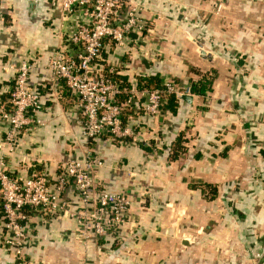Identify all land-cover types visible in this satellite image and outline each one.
<instances>
[{
  "label": "crops",
  "instance_id": "crops-1",
  "mask_svg": "<svg viewBox=\"0 0 264 264\" xmlns=\"http://www.w3.org/2000/svg\"><path fill=\"white\" fill-rule=\"evenodd\" d=\"M134 2L150 31L108 51L120 80L144 91L137 76L159 72L163 82L185 89L214 70L209 100L185 94L175 113L165 107L154 116L139 114L144 99L136 98L126 124L133 135L94 141L105 163L97 181L125 190L132 201L129 222L116 234L85 240L68 212L37 217L23 263L5 244L0 205V264H264V0H224L219 12V0ZM87 21L81 12L64 18L58 0H0V110L16 74L5 67L29 61V86L41 90L45 122L22 131L9 152L8 123L0 117V158L15 175L41 168L55 177L59 164L89 147L77 96L54 83L49 68L77 24ZM179 133L183 150L170 159ZM206 184L218 188L213 199L193 187ZM63 199L71 210L79 207L73 186Z\"/></svg>",
  "mask_w": 264,
  "mask_h": 264
},
{
  "label": "built area",
  "instance_id": "built-area-1",
  "mask_svg": "<svg viewBox=\"0 0 264 264\" xmlns=\"http://www.w3.org/2000/svg\"><path fill=\"white\" fill-rule=\"evenodd\" d=\"M58 3L64 18L81 12L88 19L77 24L63 45L65 49H60L50 60L49 68L53 82L67 87L77 96L83 135L89 141L103 135L120 140L131 137L133 131L123 124L122 115L124 106L136 108V98L144 99V112L159 116L169 101V94L177 97L193 95L188 87L179 88L175 80L144 91L126 89L116 78L120 70L108 61L104 67L103 53L110 42L124 44L134 33L150 31L147 20L141 16V7L134 0H58ZM223 7L224 0H219L217 12ZM72 47L75 48L74 55L69 52ZM5 68L16 71L8 106L0 110V117L8 123L5 143L9 152H13L22 131L45 122L39 115L43 109L41 90L29 86L32 63L23 61L17 67ZM123 94L126 99L120 101ZM104 165L93 146L87 148L84 156L59 164L55 177L38 168L25 177L15 175L9 172L7 160L0 158V205L8 232L5 244L15 248L18 261L29 262L24 248L34 218L68 212L77 217L85 240L92 234L104 237L116 233L129 222L132 201L128 193L105 189L97 181V171ZM69 186L77 193L79 207L75 210H71L68 201L63 199Z\"/></svg>",
  "mask_w": 264,
  "mask_h": 264
},
{
  "label": "trees",
  "instance_id": "trees-1",
  "mask_svg": "<svg viewBox=\"0 0 264 264\" xmlns=\"http://www.w3.org/2000/svg\"><path fill=\"white\" fill-rule=\"evenodd\" d=\"M115 45H116L115 42H110L109 48H107L106 51L103 53V56L105 58V60H103V64L105 65L104 67H106L108 65V63H107L108 53L111 52L110 49H112ZM119 76L120 75H116V78L119 80L122 87H124L126 89H130L133 87L132 85H130L129 87L126 86L124 84V82L122 80H120ZM137 77L138 78L136 81V87L138 89H154V88H157L163 84V80H162L161 74L159 72H157L155 74H150V75H140ZM215 77H216V72L214 70H210L209 72L203 74V76L198 80L191 79L189 81V85H188L189 92L191 94L202 96V97H204V99L206 101H208L209 96H210V92L213 89V81H214ZM168 97H169V101L165 105V107L169 108L173 113H175L176 108L178 107L179 103H181L182 97H177L174 94H169ZM125 99H126V96L124 94L119 97L120 101H124ZM143 101L144 100H142V102H141L142 104L140 106L137 105V108H136L138 110V112H140L139 114L144 112ZM134 110H135V107L132 108L131 106H124L123 115H122L124 125H126L128 123V119H129L130 115H133L135 113ZM103 136H111V135H103ZM103 136H101V137H103ZM111 137H113L114 140H118V138H115L114 136H111ZM98 139L99 138L90 140L89 146H93L94 141H96ZM183 141H184L183 133H181V134L179 133V135L175 138V140L171 142L170 147H169V155H168V157L170 159L176 158L177 155L183 150V146H182ZM163 147H165V146H163ZM38 169L41 170V168H38ZM193 187L194 188H200L202 194H208L209 193V195L211 196L210 197L211 199H213L218 194L217 186H214L212 184H206L205 186L194 185ZM203 187H204V189H203ZM112 233L116 234L115 232H112Z\"/></svg>",
  "mask_w": 264,
  "mask_h": 264
},
{
  "label": "water",
  "instance_id": "water-1",
  "mask_svg": "<svg viewBox=\"0 0 264 264\" xmlns=\"http://www.w3.org/2000/svg\"><path fill=\"white\" fill-rule=\"evenodd\" d=\"M195 41H196V40H195ZM199 46H200V51H201V53L207 55L208 52H207L206 50H204L203 46H202L201 44H199ZM184 98H186V99H190V100H191V95H186Z\"/></svg>",
  "mask_w": 264,
  "mask_h": 264
}]
</instances>
